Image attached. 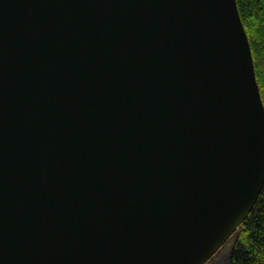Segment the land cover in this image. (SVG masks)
Wrapping results in <instances>:
<instances>
[{
    "label": "water",
    "instance_id": "95a60500",
    "mask_svg": "<svg viewBox=\"0 0 264 264\" xmlns=\"http://www.w3.org/2000/svg\"><path fill=\"white\" fill-rule=\"evenodd\" d=\"M263 186L237 0H0V264H207Z\"/></svg>",
    "mask_w": 264,
    "mask_h": 264
},
{
    "label": "trees",
    "instance_id": "16d2710c",
    "mask_svg": "<svg viewBox=\"0 0 264 264\" xmlns=\"http://www.w3.org/2000/svg\"><path fill=\"white\" fill-rule=\"evenodd\" d=\"M237 4L250 41L264 103V0H237ZM234 237L226 264H264V186Z\"/></svg>",
    "mask_w": 264,
    "mask_h": 264
},
{
    "label": "rangeland",
    "instance_id": "374dc122",
    "mask_svg": "<svg viewBox=\"0 0 264 264\" xmlns=\"http://www.w3.org/2000/svg\"><path fill=\"white\" fill-rule=\"evenodd\" d=\"M234 236L229 240V242L221 249L217 255L210 260L207 264H226L228 253L233 245Z\"/></svg>",
    "mask_w": 264,
    "mask_h": 264
}]
</instances>
